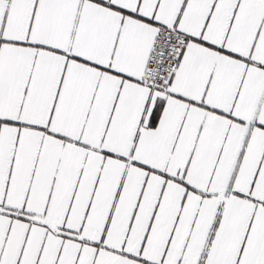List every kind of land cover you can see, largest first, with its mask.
<instances>
[{
	"label": "snow or ice",
	"instance_id": "1",
	"mask_svg": "<svg viewBox=\"0 0 264 264\" xmlns=\"http://www.w3.org/2000/svg\"><path fill=\"white\" fill-rule=\"evenodd\" d=\"M0 264H264V0H0Z\"/></svg>",
	"mask_w": 264,
	"mask_h": 264
}]
</instances>
